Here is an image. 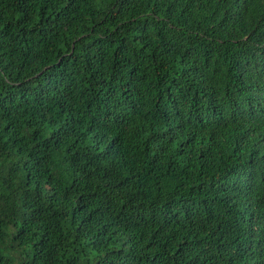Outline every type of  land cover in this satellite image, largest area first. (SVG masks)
<instances>
[{"label": "trees", "instance_id": "obj_1", "mask_svg": "<svg viewBox=\"0 0 264 264\" xmlns=\"http://www.w3.org/2000/svg\"><path fill=\"white\" fill-rule=\"evenodd\" d=\"M0 264H264V0H0Z\"/></svg>", "mask_w": 264, "mask_h": 264}]
</instances>
